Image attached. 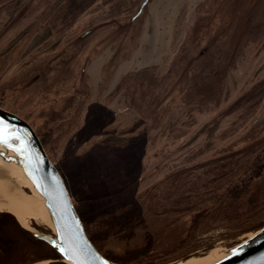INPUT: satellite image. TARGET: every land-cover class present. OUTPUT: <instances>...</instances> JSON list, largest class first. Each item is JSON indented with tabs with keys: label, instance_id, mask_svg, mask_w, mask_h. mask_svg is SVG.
I'll return each mask as SVG.
<instances>
[{
	"label": "rangeland",
	"instance_id": "rangeland-1",
	"mask_svg": "<svg viewBox=\"0 0 264 264\" xmlns=\"http://www.w3.org/2000/svg\"><path fill=\"white\" fill-rule=\"evenodd\" d=\"M144 1L0 0V107L39 129L75 100L76 108L62 115L72 118L70 127L44 148L82 222H95L106 214L104 222L109 226V212L127 205L132 207L124 219L149 222L145 202L151 199L154 204L163 202L156 218L189 224L190 208L173 202L178 194L157 195L165 187L154 189L155 185L192 168L205 174L202 168L226 165L231 156L241 161L239 170H243L253 155L250 147L264 142V0H148L136 16ZM161 56L164 76L156 70ZM175 60L177 69L185 65L192 71L186 77L191 87L184 89V79L176 78L169 96L173 101L152 112L156 122L148 127L122 96V78L135 69L140 76L136 81L148 88V73L153 70L156 92L172 81L173 74L168 73ZM77 89H85V96L77 98ZM129 97L133 103L144 98ZM121 117L134 121L112 128ZM145 137L144 144L125 152L109 149V143L131 139L139 143ZM258 182V191L249 200L252 204L264 197V176ZM0 215L8 214L0 210ZM238 223L222 214L212 218L199 227L197 239L174 256L182 260L188 254L211 253L219 258L264 226V203L242 225L245 233ZM36 224L30 220V227L39 231ZM39 225L43 233L52 234L48 226ZM173 227L178 226L170 222L147 234L166 240ZM140 228L122 229L113 241L101 233L107 240L106 255L117 264L153 259L157 249L149 238L137 239ZM0 234L8 236L0 241L3 253L39 246L23 236L10 215L0 220ZM155 239L150 240L156 245ZM39 247L7 264H66L50 262L58 257L46 243Z\"/></svg>",
	"mask_w": 264,
	"mask_h": 264
},
{
	"label": "trees",
	"instance_id": "trees-1",
	"mask_svg": "<svg viewBox=\"0 0 264 264\" xmlns=\"http://www.w3.org/2000/svg\"><path fill=\"white\" fill-rule=\"evenodd\" d=\"M153 52L154 54L158 53L157 49H153ZM176 62L177 61L175 60L168 73V75L173 74L172 81L170 84H165L166 86H163L162 88H160L162 86L161 84L158 87V91L156 92L155 90L157 83H155V81H158L155 80V74L153 70L152 72L148 73L147 80L149 79L151 83V85L149 84L150 86L148 88L145 87L144 84L136 81L137 76L138 78H140V76H136L137 72L135 69H133L123 81V84L120 88L122 96L125 98L129 107H136V109L141 114L142 121L146 123L148 127L155 125L156 122L154 121L152 112L159 109L160 106H163V103L171 100L169 97L170 91H172L174 88L173 83L176 78H181L182 80L184 79V89L189 86L191 87V79L189 80L186 77H188V73H191L192 71L189 70V66L185 65L177 69ZM156 64L157 63L155 62V65ZM142 73L143 72L140 74ZM137 84L142 85L138 86L137 88ZM179 90H181V88ZM76 94H80L77 98L84 97L85 89H77ZM137 94H142L144 98L140 103H138V96L135 99L137 103H133L134 101L129 96L132 95L134 97L137 96ZM256 96H258V94ZM254 98L255 97H253L252 100ZM74 101L75 100L71 101L72 103H69V106H66L64 110L55 115L54 121L50 125L47 126L45 123L43 127L39 129H36L33 126L44 147H46L48 142L54 143L57 141V138H60L65 134L66 127H70V121L72 118L67 119L68 116L67 118H64L62 115L65 113H67V115L69 114L68 108H76ZM201 104L205 105L203 102H201ZM0 106L2 105L0 104ZM220 117H222V115H220ZM137 141L138 140L136 139H131L129 142L121 144L109 143V149H112L117 154L125 152L131 147L133 149L138 144H144L146 137L142 138L139 143H137ZM112 150L109 151L113 152ZM249 152H252L253 155L243 170H239V164L241 161L238 160L237 163L235 157L231 156L226 165L221 164L202 168L205 174H200L197 172V170H193L194 168H192V171L190 170L186 173L187 175L185 174L180 176L179 174L174 177H169L164 179V182L161 181L155 185L154 189H156V187H165L162 190L164 193L157 190V195L170 197V194L172 193L178 194L175 195L177 199H174L173 202L180 203L177 204L179 206H188L190 208L189 210L192 212L191 214L193 220L189 224H185V222H179L180 220H176L174 218H156L160 215L157 213V210L163 206V202L159 201L157 204H154L152 203L153 200L149 199L147 200L148 202H145V207H147L148 213L151 215L149 222H145L143 219H138L136 221H128L127 219H124L125 216L123 215H125V212H127L132 206H119L118 208L114 209L113 212H109V226H107V224L104 222V220H106V214L98 221L96 220L95 222L90 223L83 222L88 238L103 256L109 260L115 261V259L108 257L103 250L106 246L107 240L113 241L114 234H117L122 229L133 232L134 229L137 230L141 227L140 229L143 228V231L137 232V239H155L154 235L150 236L147 233L151 232V230H153L152 228L155 229L161 226L165 227L171 222L172 225L178 227H173L171 230L170 228L168 229L170 230L168 231L170 235L166 240L159 239L158 234L156 235L157 237L155 239L157 242L156 245L155 243L153 244L152 240L149 241L148 239H145L146 241L148 240V242H151L152 246L157 249L155 252H158L153 254V259L145 262V264H165L171 261H177L178 259L180 260V256H174V252L185 248L188 244H190V242L195 241L197 239V230L199 227L205 223H208L212 218H216L222 214L225 220H228L229 222L230 220L238 221L239 223L237 226L241 227L245 221L250 220L254 215L257 214L259 208L264 203V197H262L261 201H258L257 204H252L249 202V200L253 197L254 193L258 191V180L264 176V142L251 146ZM215 170H220L221 173L219 175H215L213 172H210ZM189 183L191 185H189ZM182 187L185 189L184 192ZM166 215H169V213ZM133 223H135L137 226H134ZM187 228H189V230H187ZM241 228L242 229L239 230L241 233H245V231H247V229L243 226ZM101 233L103 236L106 235L105 238L107 240L100 237ZM186 233L189 236H185ZM39 248V246H28L27 248L24 247L15 251V254L11 252L12 250L4 253L2 251L1 253L3 256L0 257L3 258L4 264H7L10 261L12 262L13 260H16L18 256L23 255L22 253H24L26 250H28V254H31V251L37 250ZM182 257L183 260L190 257V255H184Z\"/></svg>",
	"mask_w": 264,
	"mask_h": 264
},
{
	"label": "water",
	"instance_id": "water-1",
	"mask_svg": "<svg viewBox=\"0 0 264 264\" xmlns=\"http://www.w3.org/2000/svg\"><path fill=\"white\" fill-rule=\"evenodd\" d=\"M0 127L11 144H0V160L15 167L43 197L53 226L51 235L29 230L6 212L18 222L23 236L31 242L46 243L66 264H117L103 256L88 238L65 181L32 125L0 107ZM208 264H264V226Z\"/></svg>",
	"mask_w": 264,
	"mask_h": 264
},
{
	"label": "bare ground",
	"instance_id": "bare-ground-1",
	"mask_svg": "<svg viewBox=\"0 0 264 264\" xmlns=\"http://www.w3.org/2000/svg\"><path fill=\"white\" fill-rule=\"evenodd\" d=\"M0 210L13 215L23 227L29 230H34L29 225L30 220L38 224L42 223L51 230L53 228L43 197L25 177L19 175L15 167L2 160H0ZM251 236L253 234H249L247 238ZM214 260L213 255L209 253L180 260L177 264H208ZM36 264L49 263L42 261Z\"/></svg>",
	"mask_w": 264,
	"mask_h": 264
},
{
	"label": "crops",
	"instance_id": "crops-1",
	"mask_svg": "<svg viewBox=\"0 0 264 264\" xmlns=\"http://www.w3.org/2000/svg\"><path fill=\"white\" fill-rule=\"evenodd\" d=\"M98 13V12H97ZM146 38V40H147V36L145 37ZM163 58H165L164 56H163ZM162 58V56H161V58H160V62H158V64H157V66H156V70H158V75H160V76H164L167 72H162L161 73V68L159 67V65H160V63L161 62H165V59H163ZM131 72V71H130ZM125 79V78H124ZM124 79L122 78V81H121V83L124 81ZM121 85V84H120ZM117 89V88H116ZM119 89V88H118ZM123 109H126L125 107L124 108H122V110ZM128 109V108H127ZM123 117V116H122ZM117 118L116 119V121H115V124H113L114 126H111L112 128H116L117 126H125V125H130L133 121H128L127 119H125V118ZM137 121V120H136ZM125 124V125H124Z\"/></svg>",
	"mask_w": 264,
	"mask_h": 264
},
{
	"label": "flooded vegetation",
	"instance_id": "flooded-vegetation-1",
	"mask_svg": "<svg viewBox=\"0 0 264 264\" xmlns=\"http://www.w3.org/2000/svg\"><path fill=\"white\" fill-rule=\"evenodd\" d=\"M3 218H9V214L8 215H0V220L2 219L3 220ZM36 225H38V226H36V229H38L39 231H41V232H43V230L40 228V225L37 223ZM44 233L45 234H47L45 231H44ZM8 236L5 234V235H0V241H3V239L4 238H7ZM6 241V240H5ZM30 243V242H29ZM31 244V243H30ZM32 245H39V246H45V243L44 242H42V241H37L36 243L34 242V243H32ZM6 245H4V247H5ZM2 244L0 243V256H3L2 255ZM51 260V262L52 263H57V262H60L59 261V259L58 258H55V259H50ZM0 264H4V261L1 259V257H0Z\"/></svg>",
	"mask_w": 264,
	"mask_h": 264
},
{
	"label": "snow or ice",
	"instance_id": "snow-or-ice-1",
	"mask_svg": "<svg viewBox=\"0 0 264 264\" xmlns=\"http://www.w3.org/2000/svg\"><path fill=\"white\" fill-rule=\"evenodd\" d=\"M0 144H6L11 147V144H9V141L5 138L3 127H0Z\"/></svg>",
	"mask_w": 264,
	"mask_h": 264
}]
</instances>
